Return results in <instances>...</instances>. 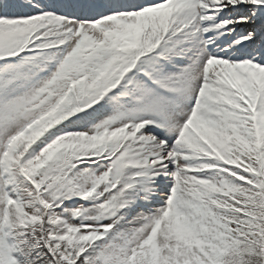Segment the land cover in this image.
<instances>
[{"label": "snow or ice", "instance_id": "obj_1", "mask_svg": "<svg viewBox=\"0 0 264 264\" xmlns=\"http://www.w3.org/2000/svg\"><path fill=\"white\" fill-rule=\"evenodd\" d=\"M0 264H264V0H0Z\"/></svg>", "mask_w": 264, "mask_h": 264}]
</instances>
